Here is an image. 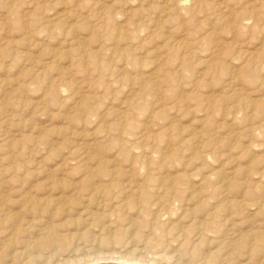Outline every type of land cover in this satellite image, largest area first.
I'll return each instance as SVG.
<instances>
[{
  "label": "rangeland",
  "instance_id": "rangeland-1",
  "mask_svg": "<svg viewBox=\"0 0 264 264\" xmlns=\"http://www.w3.org/2000/svg\"><path fill=\"white\" fill-rule=\"evenodd\" d=\"M99 263L264 264V0H0V264Z\"/></svg>",
  "mask_w": 264,
  "mask_h": 264
},
{
  "label": "bare ground",
  "instance_id": "bare-ground-1",
  "mask_svg": "<svg viewBox=\"0 0 264 264\" xmlns=\"http://www.w3.org/2000/svg\"><path fill=\"white\" fill-rule=\"evenodd\" d=\"M183 4V3H182ZM192 12V11H191ZM94 191V190H93ZM124 193V192H123ZM104 202V201H103ZM98 224V223H97ZM96 225V224H95ZM104 257V256H103ZM102 258V257H101ZM117 258V257H116ZM43 259V258H42ZM46 260V259H45ZM85 260V259H84ZM119 260V259H118ZM123 260V259H122ZM98 262V260H96ZM100 261V260H99ZM132 262V261H131ZM140 262V261H139ZM138 263V262H137ZM100 264V263H99Z\"/></svg>",
  "mask_w": 264,
  "mask_h": 264
}]
</instances>
